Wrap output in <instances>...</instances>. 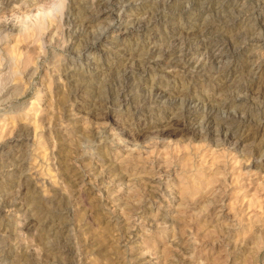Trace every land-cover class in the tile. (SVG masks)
Masks as SVG:
<instances>
[{"label":"rangeland","instance_id":"374dc122","mask_svg":"<svg viewBox=\"0 0 264 264\" xmlns=\"http://www.w3.org/2000/svg\"><path fill=\"white\" fill-rule=\"evenodd\" d=\"M0 264H264V0H0Z\"/></svg>","mask_w":264,"mask_h":264},{"label":"bare ground","instance_id":"6f19581e","mask_svg":"<svg viewBox=\"0 0 264 264\" xmlns=\"http://www.w3.org/2000/svg\"><path fill=\"white\" fill-rule=\"evenodd\" d=\"M42 9H43V8H42ZM34 31H35V30H34ZM160 52H161V54H165V53H166L165 50H163V51L161 50ZM20 55H21V54H20ZM199 66H200V65H199ZM199 66H198V67H199ZM188 104H189V103H188ZM30 105H33V102H31ZM222 105H223V104H222ZM31 111H32V110H31ZM211 111H212V109L209 110V112L206 114V116H207L206 118H211V116H210ZM29 112H30V111H29ZM36 113H37V112H36ZM33 115H35L34 112H33ZM33 115H32V116H33ZM208 115H209V116H208ZM30 116H31V115H30ZM193 119H194V118H193ZM32 120H33V119H32ZM32 120H31V121H32ZM4 122H5V121H4ZM211 153H212V152H211ZM211 153L206 154V156H208V159H210V165H213V164L216 163L217 161H220V159H218L219 156H212ZM203 155H204V154H203ZM203 155H202V156H203ZM209 156H210V157H209ZM204 159H205V158H204ZM239 176H240V174H239V175H236V176L233 177V181H234L235 183H236V182H240V180H239ZM246 199H247V198H246Z\"/></svg>","mask_w":264,"mask_h":264}]
</instances>
